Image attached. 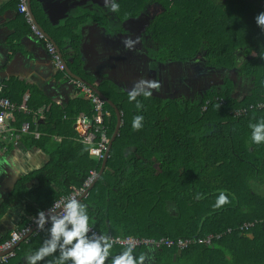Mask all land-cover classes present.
Returning a JSON list of instances; mask_svg holds the SVG:
<instances>
[{"label":"trees","instance_id":"16d2710c","mask_svg":"<svg viewBox=\"0 0 264 264\" xmlns=\"http://www.w3.org/2000/svg\"><path fill=\"white\" fill-rule=\"evenodd\" d=\"M184 8L188 20L179 31L185 30V33L170 31L177 44V55L185 59L192 57L198 52L201 39H205L210 63L236 69L250 78V95L238 100L229 92H207L203 98L193 101L138 97L143 105L139 110L135 102L128 101V95H113L112 99L120 101L123 124L112 143L102 176L82 203L95 207L90 216H95L92 222L100 233L155 241L203 238L257 222L248 232L223 235L210 246L194 245L186 250L139 247L133 255L142 256L143 262L151 259L152 264H264V194L256 191L257 187H264V145L250 143L248 127L249 123L264 118V109L252 110L238 119L229 114L232 109L264 103V59H261L264 31L254 22V16L264 11V0L220 3L173 0L172 13L162 12L155 23L163 26L168 14H172L174 20L173 15ZM191 21L197 24L192 25ZM73 42L76 44L77 40ZM26 89L23 87V91ZM3 96L16 105L21 104V95L16 98L4 92ZM214 97L222 98L225 104L219 105ZM35 100L32 97L26 104L29 114H15L16 127L23 123L32 125L36 107L47 104ZM207 101L210 103L202 112ZM105 110L111 112V119L107 122L106 117L105 121L110 138L116 120L107 104ZM80 113L92 116L89 101L77 100L64 112L52 104L46 115L57 130L64 128L68 133L61 143L54 145L49 163L36 173L40 186L34 192V200L38 208L27 210L29 220L36 217L38 211L47 210L66 197L71 187L80 188L91 171L99 172L101 168L102 161L89 156V147L82 139L80 142L70 140L75 135L72 126ZM137 114L144 116L143 127L133 131L131 121ZM64 115L68 122L63 124L60 120ZM38 127L41 130V125ZM57 130H52L51 134ZM40 141L49 142V139ZM31 142L36 143L33 139ZM53 185L58 190L53 189ZM20 187L21 183L6 205L15 200ZM223 190L229 194L230 203L213 209ZM197 193L201 194V199L195 198ZM35 240L30 239L31 247L35 246ZM23 250L30 251V248ZM123 250L125 248L113 246L111 255Z\"/></svg>","mask_w":264,"mask_h":264},{"label":"crops","instance_id":"0c3cea01","mask_svg":"<svg viewBox=\"0 0 264 264\" xmlns=\"http://www.w3.org/2000/svg\"><path fill=\"white\" fill-rule=\"evenodd\" d=\"M31 7L38 24L59 46L62 58L72 73L78 74L85 81L92 83L93 80L86 74L99 75L108 68L110 76L116 81L118 87L113 86L114 90L109 91L108 84L104 83L103 85L97 84L96 89L116 106L122 116L118 106L119 99H112L111 97L121 94L128 95L127 89L130 90L133 83L141 77L136 74L134 69L132 73L127 71V75L120 71L121 66L118 64L120 61L118 57L122 56L120 55L122 49L117 32L114 31L118 24L115 15L110 17L107 14L103 0H31ZM17 9L18 0H0V98H6L3 95L4 92H7L10 93L11 97L16 96L18 98L21 95V104L23 102L27 104L32 97L36 99L35 101L41 102L43 100L47 104L36 107L32 125L28 123L30 125L28 135L21 136L16 143L3 142L0 138V240L7 237L9 228L21 229L31 221L28 218L30 214L27 210L38 208V203L34 200V192L40 186L36 173L49 163L54 145L61 143L66 138L64 135L68 133V130L64 128L57 130L56 125L49 121L46 115H48L51 105L58 106L64 112L70 110L71 105L77 100L88 101L74 86L75 80H71L72 85L65 81L64 71H59L54 66L51 58L45 52V43L34 38L26 20L18 13ZM30 18L32 20L31 15ZM106 26L114 30L105 32L103 29L107 30ZM75 39L77 40L76 44L73 42ZM45 40L48 41L46 38ZM81 45L86 73L81 71L83 63L81 62V54L77 51ZM70 47L77 49L74 59ZM54 49L56 51L55 47ZM125 68L128 69L129 67ZM23 87L27 89L23 91ZM250 90L251 87L245 92H237L236 98L242 100L250 95ZM112 113L117 123L113 109ZM106 117L108 122L111 119V112L106 111ZM86 118L91 120L92 116L86 117L80 113L76 117L72 126L75 135L70 137V140L80 142V139H83L81 135H85V130L86 134L90 132L88 126L79 127L80 133L74 128L77 122L83 124ZM37 120H39L38 124L41 125V130H39ZM60 122L63 124L68 122L66 115L61 118ZM52 130H57V133L51 134ZM26 136L29 138H25ZM41 138H48L49 142H41ZM32 139L36 143H32ZM98 173L96 172V176ZM16 179L17 181H15ZM11 180L13 184L15 182V185L10 192L9 190L13 185ZM19 183H21V187L15 194V200L6 205L7 199L16 191ZM52 187L58 190L57 186L53 185ZM8 191L9 194H7ZM88 193H84L82 201ZM94 208L93 205L91 208L88 207L89 216L94 213V211L92 212ZM92 218L95 219V216ZM106 222L108 225L107 218ZM47 236V232L42 231L37 236H30L23 242L21 241L15 250V258H12L7 264H26V256L38 249L47 239ZM32 238L36 239L35 246H32L33 249L30 245ZM24 247H29L30 251L23 250ZM51 259L52 257H47L46 261ZM146 260L147 264L152 263L151 259H145L144 262ZM110 261L111 257L106 261V264H111Z\"/></svg>","mask_w":264,"mask_h":264},{"label":"flooded vegetation","instance_id":"af4514ba","mask_svg":"<svg viewBox=\"0 0 264 264\" xmlns=\"http://www.w3.org/2000/svg\"><path fill=\"white\" fill-rule=\"evenodd\" d=\"M212 1L220 3L224 0ZM117 2L120 5L119 12L111 13L107 9V14L110 17L115 15L118 26L116 30L108 26L106 29L117 32L122 49L120 54L122 56L118 57L120 71L127 75V71L132 73L134 69L141 78L160 81L161 87L153 91L152 97L168 100L185 98L193 101L203 98L207 92H229L230 96L236 98L237 92L242 93L250 89L252 83L247 76L238 73L236 69H226L210 63L206 49L208 42L205 39H201L199 50L192 57L185 59L177 55V44L172 40L173 35L170 31L180 35L185 33V30L180 32L179 28L182 29L188 20V17L184 16L186 8L180 13L176 12L173 15L174 20L172 14H168L165 24L157 26L156 17L164 11H170L173 0H117ZM162 2L166 3L165 6ZM197 12L200 14V11ZM177 17L179 18L176 20ZM191 22L192 25L197 24ZM127 36L133 39L140 38V43L133 52L124 50L121 44ZM130 62L131 64H128ZM127 66L128 69L125 68ZM143 264H147V260Z\"/></svg>","mask_w":264,"mask_h":264},{"label":"clouds","instance_id":"9594fccd","mask_svg":"<svg viewBox=\"0 0 264 264\" xmlns=\"http://www.w3.org/2000/svg\"><path fill=\"white\" fill-rule=\"evenodd\" d=\"M104 6L111 13H118L120 5L117 0H103ZM254 22L261 31H264V11H259L254 16ZM140 38L125 37L121 44L124 50L133 52ZM264 59V57H261ZM161 87L160 81L140 78L127 89L128 101L135 102L139 110L143 107L138 97L145 99L153 95V91ZM144 116L135 115L131 121L133 131L143 127ZM251 130L250 143L264 145V118L255 123H249ZM196 199H201V194H196ZM229 194L226 190L220 191L213 205V209H221L229 204ZM37 229L46 231L48 236L42 245L26 256V264H106L111 257V264H143V257H134L132 247H127L118 255L111 256L113 249L112 239L103 233L94 232L92 218L88 213V205L75 197L65 198L56 202L45 212L38 211L35 220ZM48 226L45 228V226ZM148 249V248H147ZM47 257H52L46 261Z\"/></svg>","mask_w":264,"mask_h":264},{"label":"built area","instance_id":"2783aa9c","mask_svg":"<svg viewBox=\"0 0 264 264\" xmlns=\"http://www.w3.org/2000/svg\"><path fill=\"white\" fill-rule=\"evenodd\" d=\"M18 13L24 17L31 32L39 40H42L46 45L47 54L51 58L54 66L59 71H64V64L62 63L59 55L55 51L54 47L45 40L43 34L37 29L35 24L32 22L29 12H28V0H18ZM74 86L79 90L81 94L90 102L92 105V125L90 132L87 133L83 139L82 143L89 147L88 154L91 158L102 161L105 158L106 151L110 142V138L107 134L106 126V110L105 101L97 96L90 88L84 84L74 81ZM214 101L219 105L225 104L222 98H215ZM210 102L207 101L202 110H206L207 105ZM264 103H258L256 106L250 105L244 108H236L229 111V114L233 118L245 117L252 110H263ZM16 113H26L29 114L30 110L27 108L25 102L20 105H16L10 102L6 98H0V138L3 142L10 141L16 143L21 136L28 135L30 133V125L28 123H23L20 127L15 126V114ZM87 128V127H86ZM96 176L95 171H91L89 177L83 183L80 188L71 187L70 193L61 198L57 202H62L65 198L75 197L81 200L84 196L85 191L91 186L94 178ZM48 210V209H47ZM47 210H44L47 212ZM36 217L32 218L31 221L21 229L9 232L7 238L4 242L0 243V264H7L12 258H15V250L22 240L26 237L37 236L42 231L37 229L35 223ZM257 222L245 223L233 229H227L224 233L219 234H209L203 238H187V239H169L162 238L160 240H149V239H138L131 236H109L113 241V246L120 248L132 247L133 250L139 247H146L152 249L166 248H176L177 250H186L191 246H210L215 240L220 239L223 235L231 234L237 232L240 235L248 232L252 229ZM48 226L46 225L45 228ZM94 232L100 233L94 227L92 229Z\"/></svg>","mask_w":264,"mask_h":264},{"label":"water","instance_id":"95a60500","mask_svg":"<svg viewBox=\"0 0 264 264\" xmlns=\"http://www.w3.org/2000/svg\"><path fill=\"white\" fill-rule=\"evenodd\" d=\"M28 12H29V15H31L32 17V20H33V23L37 26V28L40 30V32L43 34L44 38H46L55 48H56V51L57 53L59 54V56L61 57V60L62 62L64 63L65 67H64V73H65V78H66V82L71 83V80H75L77 82H81L82 84L86 85L87 87L91 88L93 90V92L99 96L100 98H102L105 103L110 106L114 111H115V115H116V118H117V123H116V126H115V130L110 138V142H109V145H108V148H107V151H106V155H105V158L102 160V164H101V168H100V171L99 173L97 174V176L94 178L91 186L85 191V194H87L92 188L93 186L96 184L100 174L103 172L104 168H105V165H106V161H107V158H108V155H109V151H110V148L112 146V143L114 142V140L116 139V137L118 136V133H119V130H120V127H121V124H122V116H121V113L118 109H116V106L110 102V100H108V98L102 93L100 92L97 88V84L98 85H103L104 83L108 84L107 87H108V90L109 91H112L114 90V87H118V85L115 83L116 81L110 76L109 74V71H108V68L106 71L104 72H101L99 75L97 74H86L88 77H90L93 82L92 83H89L87 81H85L81 76H78V74H74L71 72V70L69 69V67L67 66V64L65 63L64 59L62 58V52L59 48V46L57 45V43L55 42L54 39L51 38V36L45 31V29L43 27H41L38 22L36 21V18L34 16V13H33V9L31 7V0H28ZM104 28V27H103ZM105 32H107V30L103 29ZM34 36V35H33ZM35 39L39 40L36 36H34ZM77 46V45H76ZM71 50H72V57L74 59V54H75V50H77L79 52V54H81V62L83 63L84 62V59H83V56H82V45L79 46L77 49L76 48H73V47H70ZM47 52V50L45 51ZM81 71L82 73H86V67H85V63H83V65L81 66ZM114 86V87H113ZM91 125H92V121L88 118L84 119L83 121V124H81V122H77L75 125H74V128L80 133L79 131V127H84V126H88V128H91ZM85 135H86V130H85ZM85 135H81V137L85 136ZM17 181V179L15 180ZM11 183L13 184L12 180H11ZM15 185V182L14 184L11 186V189L9 190L11 192V190H13V187ZM8 191L7 194H9L10 192ZM82 201V199L80 200ZM17 229H11L9 228V230L7 231V234L11 231H15ZM28 237H26L25 239H27ZM24 239V240H25ZM22 240V242L24 241Z\"/></svg>","mask_w":264,"mask_h":264},{"label":"rangeland","instance_id":"374dc122","mask_svg":"<svg viewBox=\"0 0 264 264\" xmlns=\"http://www.w3.org/2000/svg\"><path fill=\"white\" fill-rule=\"evenodd\" d=\"M258 190L259 193L264 194V187H257L256 191ZM250 237V235H248Z\"/></svg>","mask_w":264,"mask_h":264}]
</instances>
